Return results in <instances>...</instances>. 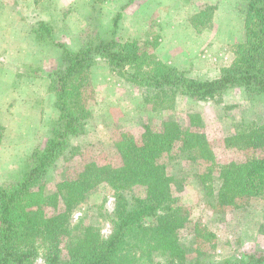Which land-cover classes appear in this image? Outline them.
Listing matches in <instances>:
<instances>
[{
    "label": "trees",
    "instance_id": "1",
    "mask_svg": "<svg viewBox=\"0 0 264 264\" xmlns=\"http://www.w3.org/2000/svg\"><path fill=\"white\" fill-rule=\"evenodd\" d=\"M129 0L127 4H131ZM245 14V39L235 43L233 61L213 79L195 78L185 70L158 58L148 45L159 41H121L117 37L123 12L110 20V36H97L73 49L63 41L62 64L43 70L50 79L59 111L45 146L34 151L27 171L10 184H0V264H35L42 256L46 264H153L159 253L163 264H213L192 262L181 231L191 222L189 210L175 195L178 179L171 175L163 155L172 156L178 146L195 160L200 156L217 169L220 185L215 196L220 209L239 199L264 192V121H244L225 137L228 148L248 152L240 161L216 164L209 137L202 130L183 127L165 119L159 126L144 124L140 139L122 133L115 143L119 162L88 160L75 177H66L50 191L46 175L57 160L74 147L73 136L85 132L90 108L84 101L78 75L104 59L127 80L146 87V102L166 108L179 95L196 101L222 102L226 91L243 87L250 97L264 93V0H241ZM215 5H206L192 19L196 28L212 26ZM38 40L55 39L51 23L40 19L33 28ZM193 126H203L201 115L190 113ZM77 149V148H76ZM79 150V149H78ZM213 167V168H212ZM216 168V169H215ZM106 186L115 198L112 233L73 216L88 193ZM142 188L144 195L137 194ZM212 237V233H208ZM213 247V246H212ZM264 264V249L224 264Z\"/></svg>",
    "mask_w": 264,
    "mask_h": 264
},
{
    "label": "rangeland",
    "instance_id": "2",
    "mask_svg": "<svg viewBox=\"0 0 264 264\" xmlns=\"http://www.w3.org/2000/svg\"><path fill=\"white\" fill-rule=\"evenodd\" d=\"M128 1L0 0V184H10L22 177L34 151L45 146L59 116L55 94L49 89L50 79L43 72L62 64L58 40L77 49L97 36L107 33L105 37H108L112 31L111 18L125 12L119 22L118 39H138L142 44L162 37L163 29L155 24L162 13L181 21L202 5H215L213 24L204 30V48L196 52L204 60V72L197 62L185 68L192 77L210 79L219 73L222 64L230 61L232 46L245 39L241 0H135L131 5ZM40 19L52 24L55 39H37L33 28ZM192 38L193 35L188 36L184 56H192L195 51ZM214 44L216 47L211 50ZM148 46L155 53L156 48ZM122 73L100 58L78 75L92 116L85 132L72 137L74 148L61 156L47 173L50 191L55 190L60 180L75 177L88 160L117 164L115 143L122 133L140 139L145 123L159 126L165 119L206 132L217 165L240 161L249 155L228 148L225 137L244 121H264V93L250 97L243 87H234L224 93L222 102L196 101L179 95L173 106L154 109L146 102V87L127 80ZM197 112L202 117V127L191 124L189 114ZM190 157L177 146L172 156L160 158L169 173L178 179L175 195L189 210L191 222L181 231L191 260L188 263L200 257L203 262L224 264L264 249V192L220 209L215 205L220 185L214 177L217 169L210 171L211 162L200 156L195 160ZM136 191L144 195L142 188L137 187ZM110 197L112 191L104 185L88 193L73 220L83 217L100 227L104 236H109L114 209ZM209 232L212 237L208 236ZM163 263V257L155 253L153 264ZM35 264L46 262L40 256Z\"/></svg>",
    "mask_w": 264,
    "mask_h": 264
},
{
    "label": "crops",
    "instance_id": "3",
    "mask_svg": "<svg viewBox=\"0 0 264 264\" xmlns=\"http://www.w3.org/2000/svg\"><path fill=\"white\" fill-rule=\"evenodd\" d=\"M135 0H133L134 2ZM132 2V3H133ZM131 5V4H128ZM202 5L199 10L196 9L191 16L186 18L176 19L175 16H171L168 13H162V16L156 18L155 24L162 30L163 33L161 34V38L158 36L159 44L155 50V54L166 62L167 64L177 67L181 70H187L192 67V62H197V66L203 67L204 72V60L201 57H197L198 49L201 50L204 48V30L207 28L198 29L193 24V17L203 8ZM125 12L123 13V15ZM123 18V17H122ZM121 21V20H120ZM207 31H205L206 33ZM193 35L191 42L194 44L195 51L192 53V56H184V49L188 44V36ZM214 35V33H213ZM216 36V35H215ZM215 36H213V41H215ZM134 40V39H132ZM138 40V39H137ZM242 40V38L240 39ZM240 40L238 42H240ZM206 45V44H205ZM212 47V48H211ZM210 49H214L216 45H211ZM164 55L161 56V53ZM193 52V50H192ZM196 53V54H195ZM231 59L229 62L222 64V66H218L219 73L215 75L213 78H216L221 73V68L223 66L229 65L234 59V53L231 50L230 52ZM204 56V55H203ZM186 59V60H185ZM188 67L187 69H185ZM215 70V69H214ZM189 73V72H188ZM189 75V74H188ZM196 75V74H195ZM190 76H194L190 72ZM196 78V77H195ZM210 78V79H213Z\"/></svg>",
    "mask_w": 264,
    "mask_h": 264
},
{
    "label": "built area",
    "instance_id": "4",
    "mask_svg": "<svg viewBox=\"0 0 264 264\" xmlns=\"http://www.w3.org/2000/svg\"><path fill=\"white\" fill-rule=\"evenodd\" d=\"M114 201H115V198H114V197H110V198H109V202H110V203H113Z\"/></svg>",
    "mask_w": 264,
    "mask_h": 264
}]
</instances>
